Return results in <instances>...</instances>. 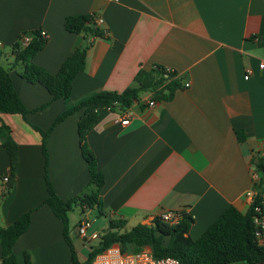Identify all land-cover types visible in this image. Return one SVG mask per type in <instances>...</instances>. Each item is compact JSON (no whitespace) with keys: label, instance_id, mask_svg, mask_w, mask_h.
I'll list each match as a JSON object with an SVG mask.
<instances>
[{"label":"crops","instance_id":"0c3cea01","mask_svg":"<svg viewBox=\"0 0 264 264\" xmlns=\"http://www.w3.org/2000/svg\"><path fill=\"white\" fill-rule=\"evenodd\" d=\"M85 13L100 17L108 34L85 40L64 28L66 16ZM40 29L46 42L31 61L49 73L90 43L84 69L72 80L71 103L137 87L139 70L169 74L157 92L138 91L126 110L97 109L85 142L104 177L99 199L108 217L124 219L127 230L164 211L190 216L188 235L196 239L229 205L247 210L245 193L259 189L254 162L264 155V0H0V63L11 67L12 44L22 32ZM10 78L27 113L0 112L18 154L9 184L0 140V226L30 211L28 228L12 246L16 264H25L24 252L30 264H73L62 221L43 201L47 181L63 201L88 190L77 131L83 108L53 124L63 100H51L18 68ZM170 79L179 83L172 92ZM125 117L122 125L118 119ZM34 127H51L46 162ZM106 227L107 219L100 228Z\"/></svg>","mask_w":264,"mask_h":264},{"label":"trees","instance_id":"16d2710c","mask_svg":"<svg viewBox=\"0 0 264 264\" xmlns=\"http://www.w3.org/2000/svg\"><path fill=\"white\" fill-rule=\"evenodd\" d=\"M64 28L70 32L82 33L85 40L104 35V30L96 23L93 13L66 16ZM24 34L30 36L26 43L22 38ZM45 42L46 38H43L38 30H33L22 32L12 44V66L6 67L0 63V112L17 113L22 116L27 113V109L12 85L10 78L12 68H18L20 76L27 81L43 85L50 93L51 100L59 98L63 100L64 110L57 115L53 124L83 108V113L78 120L77 131L81 154L87 162L89 172V192L69 201H63L47 181V197L43 201L62 221L63 236L70 249L71 262L73 264H92L96 254L111 244H117L122 252H136L147 246L153 256H172L177 258L180 264H264V246L259 245L254 237L253 203L248 206L245 212H240L234 206L229 205L196 239H191L188 235L190 216H184L174 224L155 217L150 224L138 223L130 229L123 230L124 219L111 218L105 214L99 199L104 177L97 169L94 156L85 142L86 135L96 121L97 109L112 108L117 105L120 109L126 110L138 91L157 92L156 88L167 79L169 74L160 68L147 71L139 70L135 75L137 87H128L119 93L107 90L93 92L71 103L72 80L78 72L84 69L90 43L86 42L77 46L62 61L57 72L49 73L31 61L35 53L44 47ZM165 74L167 75L165 76ZM177 86H179L178 81L170 79L166 89L172 92ZM34 128L41 134V152L46 162L45 140L51 127L45 131L37 127ZM0 140L9 156L10 184L14 177L18 154L16 144L8 135L5 126H0ZM254 166L260 187L264 183V155L257 157ZM73 204H79L83 210L95 208L98 214L107 219V227L98 235V244L88 251L83 261L78 260L67 233V211ZM29 224L30 211H25L9 225L0 226V264H16L12 246ZM24 261L25 264H30L27 252H24Z\"/></svg>","mask_w":264,"mask_h":264},{"label":"built area","instance_id":"2783aa9c","mask_svg":"<svg viewBox=\"0 0 264 264\" xmlns=\"http://www.w3.org/2000/svg\"><path fill=\"white\" fill-rule=\"evenodd\" d=\"M96 23H101V18H96ZM40 35L43 38L47 37V33L44 29L39 30ZM104 33H108L104 30ZM23 42L29 41L30 36L28 34L23 35ZM262 66V64H260ZM249 71L246 70L244 79L248 78ZM149 105L153 104V101H148ZM115 106V105H114ZM113 107V106H112ZM110 109L111 107H107ZM119 123L122 125L128 124V117L119 118ZM8 177L2 178V181L7 182ZM245 196L250 200V204L253 203V225H254V237L259 245L264 246V183L261 184L258 190H248ZM160 220L174 224L179 220V216L176 213L169 211L161 212L157 216ZM91 226V221L87 216L81 217L76 223L75 231L77 235L83 239H87V231ZM97 233H93L92 237H96ZM92 264H180L179 260L172 256L155 257L152 255L150 249L142 248L136 252H122L117 244H111L100 253L96 254L92 260Z\"/></svg>","mask_w":264,"mask_h":264},{"label":"rangeland","instance_id":"374dc122","mask_svg":"<svg viewBox=\"0 0 264 264\" xmlns=\"http://www.w3.org/2000/svg\"><path fill=\"white\" fill-rule=\"evenodd\" d=\"M260 174V173H259ZM262 177V176H261ZM89 192V187L86 188ZM83 216H87L91 221V226L87 231V239L79 237L74 229L75 222ZM68 217V236L72 243V246L76 252L77 258L80 261L85 260L88 251L98 244V235L101 234V226L105 224L106 218L98 214L95 208L90 209L85 213V211L78 205L73 204L71 208L67 211ZM78 222V221H77ZM97 231V236L92 238V231Z\"/></svg>","mask_w":264,"mask_h":264}]
</instances>
